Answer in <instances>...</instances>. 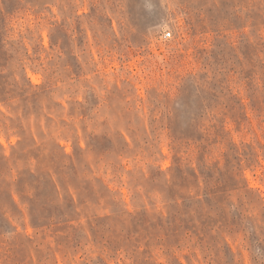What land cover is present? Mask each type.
Returning a JSON list of instances; mask_svg holds the SVG:
<instances>
[{"label":"rangeland","instance_id":"1","mask_svg":"<svg viewBox=\"0 0 264 264\" xmlns=\"http://www.w3.org/2000/svg\"><path fill=\"white\" fill-rule=\"evenodd\" d=\"M0 264H264V0H0Z\"/></svg>","mask_w":264,"mask_h":264},{"label":"trees","instance_id":"2","mask_svg":"<svg viewBox=\"0 0 264 264\" xmlns=\"http://www.w3.org/2000/svg\"><path fill=\"white\" fill-rule=\"evenodd\" d=\"M15 84V87L17 88V89H19V90H21L22 92H24V87H23V85H21L20 87H18L17 86V83H14ZM28 85H29V87H32V88H34V89H37V88H40V89H44V88H46L47 86H46V84L45 85H41V86H31L29 83H28ZM34 96H36V94H34ZM3 103L5 102H8V101H10V100H7V99H5V100H1Z\"/></svg>","mask_w":264,"mask_h":264},{"label":"built area","instance_id":"3","mask_svg":"<svg viewBox=\"0 0 264 264\" xmlns=\"http://www.w3.org/2000/svg\"><path fill=\"white\" fill-rule=\"evenodd\" d=\"M163 36H164V38H169V37H170V33L167 32V33H165Z\"/></svg>","mask_w":264,"mask_h":264}]
</instances>
